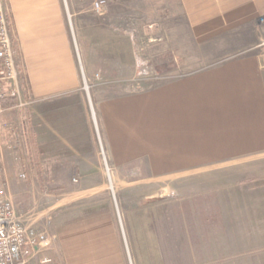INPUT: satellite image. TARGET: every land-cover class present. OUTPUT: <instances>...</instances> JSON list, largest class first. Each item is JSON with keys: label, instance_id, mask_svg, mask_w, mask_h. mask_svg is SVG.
I'll use <instances>...</instances> for the list:
<instances>
[{"label": "crops", "instance_id": "1", "mask_svg": "<svg viewBox=\"0 0 264 264\" xmlns=\"http://www.w3.org/2000/svg\"><path fill=\"white\" fill-rule=\"evenodd\" d=\"M3 1L25 105L0 131L54 189L58 264H264V0ZM142 51L183 73L142 80Z\"/></svg>", "mask_w": 264, "mask_h": 264}, {"label": "built area", "instance_id": "2", "mask_svg": "<svg viewBox=\"0 0 264 264\" xmlns=\"http://www.w3.org/2000/svg\"><path fill=\"white\" fill-rule=\"evenodd\" d=\"M105 0H96L93 8L100 13ZM262 37L257 45L260 58L264 64V16L259 18ZM17 45L5 2L0 0V116L5 109V99H17L19 106L18 86L19 66ZM24 178V174L19 175ZM75 180V179H74ZM52 238L35 225L33 216L19 212L8 192L0 189V264H32L38 256H42L38 264H58L55 258L44 255L52 247Z\"/></svg>", "mask_w": 264, "mask_h": 264}, {"label": "rangeland", "instance_id": "3", "mask_svg": "<svg viewBox=\"0 0 264 264\" xmlns=\"http://www.w3.org/2000/svg\"><path fill=\"white\" fill-rule=\"evenodd\" d=\"M163 0H108L110 7H164ZM142 41L146 46L149 43L150 28L142 27ZM145 46V47H146ZM140 54V59L136 60V66L140 69V78L151 81H160L170 76H176L183 73L181 66H178V59H170L165 53L155 54L149 57L148 54ZM12 129L8 132L0 131V148L3 152L0 154V188L5 189L10 193L13 199L15 208L22 212L33 216L35 225L40 229L46 231L53 241L52 231V206L55 200V192L51 187H36L31 186L27 180L26 174L23 170L22 157L14 154L17 152L13 149L15 146L12 137ZM12 145V148L8 146ZM13 149V150H12ZM109 173V170H108ZM20 174H24L21 178ZM7 180L9 187H5L4 182ZM65 191L67 189H64ZM114 195V192L111 193ZM53 247V245H52ZM50 255L52 257L51 251ZM46 252V253H47Z\"/></svg>", "mask_w": 264, "mask_h": 264}, {"label": "trees", "instance_id": "4", "mask_svg": "<svg viewBox=\"0 0 264 264\" xmlns=\"http://www.w3.org/2000/svg\"><path fill=\"white\" fill-rule=\"evenodd\" d=\"M16 104L15 100L14 99H5L4 102H3V106L4 108H8V107H12Z\"/></svg>", "mask_w": 264, "mask_h": 264}]
</instances>
